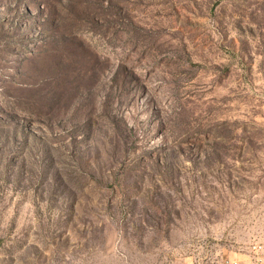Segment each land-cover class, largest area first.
Returning <instances> with one entry per match:
<instances>
[{
  "label": "rangeland",
  "instance_id": "obj_1",
  "mask_svg": "<svg viewBox=\"0 0 264 264\" xmlns=\"http://www.w3.org/2000/svg\"><path fill=\"white\" fill-rule=\"evenodd\" d=\"M259 238L264 0H0V264Z\"/></svg>",
  "mask_w": 264,
  "mask_h": 264
},
{
  "label": "built area",
  "instance_id": "obj_2",
  "mask_svg": "<svg viewBox=\"0 0 264 264\" xmlns=\"http://www.w3.org/2000/svg\"><path fill=\"white\" fill-rule=\"evenodd\" d=\"M238 254L234 257L221 255L214 264H264V239L254 240Z\"/></svg>",
  "mask_w": 264,
  "mask_h": 264
}]
</instances>
